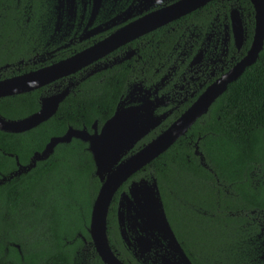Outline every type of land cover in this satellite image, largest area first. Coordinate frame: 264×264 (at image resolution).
Returning <instances> with one entry per match:
<instances>
[{
	"label": "trees",
	"instance_id": "16d2710c",
	"mask_svg": "<svg viewBox=\"0 0 264 264\" xmlns=\"http://www.w3.org/2000/svg\"><path fill=\"white\" fill-rule=\"evenodd\" d=\"M123 92L115 73L103 83L91 77L38 127L19 134L0 131V178H9L0 184V264H26L29 257L22 262L16 245L29 254L35 241L43 243L35 264H82L77 252L85 245L79 235L91 242L87 227L101 186L88 144L79 139L59 144L35 168L10 176L69 127L90 130L95 121L101 126ZM39 93L1 98L0 116L20 120L36 113ZM141 178L156 180L168 221L193 264H264L260 226L251 223L264 215V49L185 136L131 180ZM118 197L108 214L113 249L115 243L122 247ZM200 205L206 213L195 211ZM25 234L32 235L31 242ZM89 245L88 264H103Z\"/></svg>",
	"mask_w": 264,
	"mask_h": 264
},
{
	"label": "flooded vegetation",
	"instance_id": "af4514ba",
	"mask_svg": "<svg viewBox=\"0 0 264 264\" xmlns=\"http://www.w3.org/2000/svg\"><path fill=\"white\" fill-rule=\"evenodd\" d=\"M180 1L0 0V82L77 56ZM255 28V10L250 0H212L126 40L75 74L34 91L40 92L38 100L41 103L44 97L67 88L69 96L81 81L88 78L99 76V82L103 83L108 74H117L124 92L115 112L146 105L154 118H162L161 123L140 140L124 160L169 128L210 86L247 56ZM107 121L101 126L95 121L90 130L85 129L93 134L96 123V131L100 133ZM152 134L153 139L144 142ZM131 178L124 183H129L127 189L120 191L123 184L115 194H119L115 219L122 247L115 243L113 249L108 236L112 251L123 264H184L170 239L154 229L136 204L130 206V200L121 199L123 194L130 197L133 183L151 184L155 179ZM8 180L1 175L0 184ZM195 211L206 213L201 205ZM251 223L259 224V238L263 240L264 248V215L251 218ZM79 236L85 248L77 254L82 264H88V248L92 240L88 243L85 237Z\"/></svg>",
	"mask_w": 264,
	"mask_h": 264
},
{
	"label": "water",
	"instance_id": "95a60500",
	"mask_svg": "<svg viewBox=\"0 0 264 264\" xmlns=\"http://www.w3.org/2000/svg\"><path fill=\"white\" fill-rule=\"evenodd\" d=\"M210 1L212 0H182L77 56L51 67L2 81L0 82V98L29 93L51 82L75 74L116 49L126 40L152 30L162 23L188 14ZM250 2L255 10L256 28L254 40L247 56L224 77L210 86L169 128L137 153L123 160L130 150L162 120L161 117L154 118L153 113L146 105L117 110L104 124L100 133L96 131V123L93 126L95 129L93 134H90L85 128L78 130L69 127L63 136L51 138L45 149L42 152H36L27 166H21L18 163V170L10 176L11 179L35 168L37 162L47 160L59 144H68L73 139L87 143L88 151L95 163V176L101 183L92 206L89 235L103 264H123L112 251L108 240V212L116 192L134 174L149 165L185 136L190 128L208 113L212 104L227 90L228 85L237 81L248 67L256 63L259 54L264 49V0H250ZM68 94L69 88L53 96L44 97L41 100L40 109L36 113L20 120H7L0 116V131L19 134L38 127L57 113L60 104ZM200 157L203 162V156L200 155ZM130 197L123 194L121 199L122 201L130 200V206L136 204L142 216L150 224H153L154 229L170 239L174 250L180 255L184 264H192L184 254L170 227L156 180H153L151 184L148 182L133 183Z\"/></svg>",
	"mask_w": 264,
	"mask_h": 264
},
{
	"label": "rangeland",
	"instance_id": "374dc122",
	"mask_svg": "<svg viewBox=\"0 0 264 264\" xmlns=\"http://www.w3.org/2000/svg\"><path fill=\"white\" fill-rule=\"evenodd\" d=\"M30 236H32V235H26V234H25V236L23 235V237H25V239L27 241L31 242L30 241ZM16 246H17V249L20 252V260L21 261L23 260L22 262H25V259L29 257V259H28L26 264H35V263H37L36 261L39 258L38 256H40L43 243L38 242V241H35V243H32V245H30L29 254H27L25 249H22L19 245H16Z\"/></svg>",
	"mask_w": 264,
	"mask_h": 264
}]
</instances>
